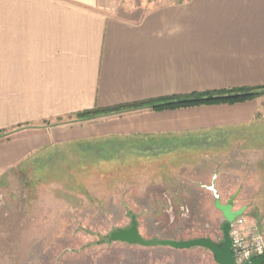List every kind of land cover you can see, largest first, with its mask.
<instances>
[{"label": "crops", "instance_id": "crops-1", "mask_svg": "<svg viewBox=\"0 0 264 264\" xmlns=\"http://www.w3.org/2000/svg\"><path fill=\"white\" fill-rule=\"evenodd\" d=\"M259 87L264 0H0V176L41 147L86 139L100 151L112 142L113 152L163 161L178 154L179 168L202 176L211 170L210 182L160 189L187 201L206 191L214 203L212 186L254 225L239 202L256 193L262 176L245 170L264 169V89L235 103L41 123L93 108ZM231 169L243 171H234L240 179L226 178Z\"/></svg>", "mask_w": 264, "mask_h": 264}, {"label": "rangeland", "instance_id": "rangeland-1", "mask_svg": "<svg viewBox=\"0 0 264 264\" xmlns=\"http://www.w3.org/2000/svg\"><path fill=\"white\" fill-rule=\"evenodd\" d=\"M95 117L43 120L41 126ZM113 145L100 151L97 141L86 139L41 147L0 176V264H217L200 246L107 240L111 231L129 227L132 216L146 240L223 239V217L208 192L187 201L160 189L161 183L191 189L194 181L210 182L211 170L202 176L199 170L179 168L178 154L163 161L155 154L113 152ZM234 171L228 170L226 178L240 179ZM245 171L249 178L262 175L256 177V193L244 194L247 200L239 203L248 205L247 221L264 236V169Z\"/></svg>", "mask_w": 264, "mask_h": 264}, {"label": "water", "instance_id": "water-1", "mask_svg": "<svg viewBox=\"0 0 264 264\" xmlns=\"http://www.w3.org/2000/svg\"><path fill=\"white\" fill-rule=\"evenodd\" d=\"M215 196L214 207L219 210L223 217L221 223V231L223 239L214 241L209 237H197L191 239H144L139 233L137 222L132 216V222L129 227L118 228L109 233L107 240L109 242H124L128 244H138L141 246L159 245L169 246L175 249H187L200 246L208 249L217 264H236L233 258L232 239L229 235L230 225L236 217L241 216L244 208L233 210V199H229L226 203H222L214 188L210 187ZM244 264H264V253L251 256Z\"/></svg>", "mask_w": 264, "mask_h": 264}, {"label": "trees", "instance_id": "trees-1", "mask_svg": "<svg viewBox=\"0 0 264 264\" xmlns=\"http://www.w3.org/2000/svg\"><path fill=\"white\" fill-rule=\"evenodd\" d=\"M264 87L230 88L217 91L190 93L182 96H167L152 100L123 104L111 108H93L75 114L78 119L118 113L126 110L148 108L151 110L175 109L217 103H235L256 97Z\"/></svg>", "mask_w": 264, "mask_h": 264}, {"label": "built area", "instance_id": "built-area-1", "mask_svg": "<svg viewBox=\"0 0 264 264\" xmlns=\"http://www.w3.org/2000/svg\"><path fill=\"white\" fill-rule=\"evenodd\" d=\"M229 235L236 264H244L251 256L264 253V236L255 225H246L242 215L231 223Z\"/></svg>", "mask_w": 264, "mask_h": 264}]
</instances>
